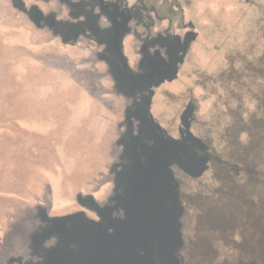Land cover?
I'll use <instances>...</instances> for the list:
<instances>
[{
  "label": "rangeland",
  "instance_id": "1",
  "mask_svg": "<svg viewBox=\"0 0 264 264\" xmlns=\"http://www.w3.org/2000/svg\"><path fill=\"white\" fill-rule=\"evenodd\" d=\"M141 1L0 0V264H264V0H177L169 19ZM168 26L178 48L145 49ZM169 168L181 243L161 260L114 229Z\"/></svg>",
  "mask_w": 264,
  "mask_h": 264
},
{
  "label": "water",
  "instance_id": "2",
  "mask_svg": "<svg viewBox=\"0 0 264 264\" xmlns=\"http://www.w3.org/2000/svg\"><path fill=\"white\" fill-rule=\"evenodd\" d=\"M185 155L187 162L190 164L194 160V154L185 152ZM167 171V175L160 173L158 176H146L143 183L139 181L138 185H140V189L151 188L154 190L153 195L145 200L144 206L131 209L138 211L140 214L137 217L139 222L135 224L129 233H126L125 228L118 230L115 227L114 230L118 234L120 233L123 240L137 245L144 254L147 253L149 258L156 256L161 260L165 258L174 260L178 245L181 243L178 217L182 209L179 205L176 191L177 183L170 168ZM116 240L115 236L107 239L101 235L99 238L100 249L101 245L107 247L111 244L113 246ZM108 250H110V247H107L105 252L108 253ZM122 255H120L122 257L121 264H128L130 262L140 264L144 262V259H141L140 256L135 257L133 255L132 261L126 260L124 263L125 257Z\"/></svg>",
  "mask_w": 264,
  "mask_h": 264
},
{
  "label": "flooded vegetation",
  "instance_id": "3",
  "mask_svg": "<svg viewBox=\"0 0 264 264\" xmlns=\"http://www.w3.org/2000/svg\"><path fill=\"white\" fill-rule=\"evenodd\" d=\"M109 3L111 5L115 4L117 5L119 8L121 9H124L126 8L125 7V0H108ZM180 2H178L177 0H142L141 1V6L142 8L144 9H151V10H154L156 12V17H160V14H162L163 16H168L167 18H171L172 15L174 16V11H176V8L178 7V5L180 6L179 4ZM92 6H94L93 8H97V6L99 7V10H103V11H106L108 8H106V5H103L100 0H94V3H92ZM90 17V16H89ZM90 19L89 18H86L85 21H84V24L82 25L83 27V35L84 36H87L89 38H94L97 42H103V43H114V42H111L110 38H105V37H101V36H97V35H92L90 33H88V31H91V24H90ZM140 26H144L146 27L147 24L145 23V21H142V23H140ZM87 31V32H86ZM144 31V35L141 34L143 36V43H144V46H145V49L150 46V45H155L156 44H160L162 46H166L167 47V52L168 54L172 51H175L174 48H178L177 46V39L175 38V36L173 37L171 35V32H170V28L168 26V28L166 29V37L165 38H161V39H157V38H149L146 33H147V30H143ZM70 32H73V31H70ZM86 32V33H85ZM72 35V34H71ZM70 33H67L66 36H71ZM109 40V41H108ZM107 53L106 55L103 57L106 58V63L111 66V67H116V65L114 66V61H115V57H116V52L115 50L110 46L107 45ZM170 58H176V54L173 53V55H170ZM162 75V74H161ZM160 76V75H159ZM153 80V79H152ZM186 131V130H184ZM184 131H180L181 135H183L182 133H184ZM192 145H193V150L195 152V156L197 159H199V161L197 162H200L204 156L208 158L207 156V153L205 151V145L197 138H194L193 141H192ZM202 155V156H201ZM195 158V159H196ZM201 158V159H200ZM228 202H230V200H228ZM233 206V205H232ZM99 218L102 219L105 223L107 222L108 218L106 215H102V214H99ZM112 224V222L109 223V225ZM90 228H88V236L87 237H91L92 234L94 235V232L93 233H90L91 231H89ZM86 230V231H87ZM63 235L64 236V239L65 238H68L69 235L67 233L66 230H63ZM96 236V233L94 235V238ZM112 238V237H111ZM66 240V239H65ZM95 245V244H94ZM96 245H99L98 249H100V243H99V238L96 237ZM95 245V249L97 248V246ZM109 247V246H107ZM111 249V248H110ZM84 250V249H83ZM91 251V250H90ZM92 254H93V251H92Z\"/></svg>",
  "mask_w": 264,
  "mask_h": 264
},
{
  "label": "crops",
  "instance_id": "4",
  "mask_svg": "<svg viewBox=\"0 0 264 264\" xmlns=\"http://www.w3.org/2000/svg\"><path fill=\"white\" fill-rule=\"evenodd\" d=\"M63 4V3H62ZM99 8V7H98ZM98 8H96V9H94V13H97L98 11ZM106 27V22H105V19L104 18H100L99 20H98V27Z\"/></svg>",
  "mask_w": 264,
  "mask_h": 264
},
{
  "label": "trees",
  "instance_id": "5",
  "mask_svg": "<svg viewBox=\"0 0 264 264\" xmlns=\"http://www.w3.org/2000/svg\"><path fill=\"white\" fill-rule=\"evenodd\" d=\"M171 61H172V59H171ZM173 69H174V67H172Z\"/></svg>",
  "mask_w": 264,
  "mask_h": 264
}]
</instances>
